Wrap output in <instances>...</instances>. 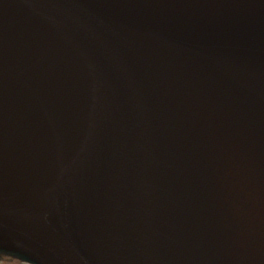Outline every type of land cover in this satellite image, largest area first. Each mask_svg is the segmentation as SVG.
<instances>
[{
    "label": "water",
    "instance_id": "1",
    "mask_svg": "<svg viewBox=\"0 0 264 264\" xmlns=\"http://www.w3.org/2000/svg\"><path fill=\"white\" fill-rule=\"evenodd\" d=\"M0 254L264 264V0H0Z\"/></svg>",
    "mask_w": 264,
    "mask_h": 264
},
{
    "label": "rangeland",
    "instance_id": "2",
    "mask_svg": "<svg viewBox=\"0 0 264 264\" xmlns=\"http://www.w3.org/2000/svg\"><path fill=\"white\" fill-rule=\"evenodd\" d=\"M0 264H22L18 259L13 258L10 255L2 254ZM12 261H15L14 263Z\"/></svg>",
    "mask_w": 264,
    "mask_h": 264
}]
</instances>
